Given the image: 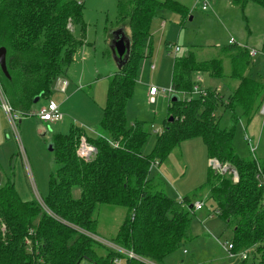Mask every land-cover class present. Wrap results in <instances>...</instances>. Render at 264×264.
I'll return each mask as SVG.
<instances>
[{
    "label": "trees",
    "instance_id": "16d2710c",
    "mask_svg": "<svg viewBox=\"0 0 264 264\" xmlns=\"http://www.w3.org/2000/svg\"><path fill=\"white\" fill-rule=\"evenodd\" d=\"M120 1L126 3L122 10L128 11L118 27L128 21L131 55L110 80L99 137L89 140L74 126L68 135L54 136L56 168L49 175L43 203L22 199L11 182L0 188V264H115L116 259L142 264L93 238L100 206L126 210L114 246L163 264L181 249L200 212L195 211V203L201 201L186 196L179 203L165 195L159 190L160 179L151 177L152 167L161 166L183 142L198 138L206 146L209 161L229 167L225 172H208L203 186L208 195L201 211L209 204L213 214L234 227V254L252 249L242 264L248 260L257 264L258 257V263L264 264V159L241 158L234 145L237 125L247 129L264 103V82L246 75L252 65L249 51L230 44L227 93L205 89V95L195 98L201 75L222 79L223 64L198 62L191 53L175 58L172 96L178 101L172 102L171 97L169 106L173 120L165 122L152 152L143 155L149 133L142 122L127 128L126 106L137 84L140 61L147 49L151 53L153 19L160 11L183 15L186 9L176 0ZM235 2L264 8V0ZM83 9V0H0V48L7 51L9 74L6 77L0 68V81L16 112L30 115L34 100L48 98L56 81L66 76L75 53L84 45L69 28L81 22ZM227 113L230 123L222 127ZM83 136L97 150L89 161L77 154ZM97 244L110 248L105 257L98 258Z\"/></svg>",
    "mask_w": 264,
    "mask_h": 264
},
{
    "label": "rangeland",
    "instance_id": "374dc122",
    "mask_svg": "<svg viewBox=\"0 0 264 264\" xmlns=\"http://www.w3.org/2000/svg\"><path fill=\"white\" fill-rule=\"evenodd\" d=\"M83 1L81 22L69 25L75 38L84 45L76 52L75 60L68 68L65 77L71 85L68 93L54 87L48 98H42L34 105L30 115L18 112L21 123L17 120V130L6 120L2 112L8 136L5 135L4 145L0 147V172L3 170L0 187L6 186L8 182H14L16 191L26 201L36 199L40 202L41 198L48 194L49 175L56 168L54 153L50 150L55 135H68L74 126L81 128L89 140H96L99 137L110 80L118 72L110 48L112 36L122 29L130 38L128 21L118 27L128 11L122 10L126 6L125 2ZM178 1L182 2L186 9L183 15L164 10L152 21L149 46L152 58L141 59L137 84L126 106L127 128H131L136 122H142L149 133L148 140L142 148L143 155L152 152L158 133L163 131L165 122L171 117L169 106L172 95L164 93L163 90L171 89L175 58L191 53L198 62L210 60L222 62L223 78L214 80L209 75H201L200 90L218 89L219 92L226 94L224 85L231 84L232 65L225 52L229 48L230 40H234L239 44H245L248 49L257 50V57L252 59V63L256 65L254 71L260 76L255 79L264 82V55L261 53L264 42V8L249 4L244 13L233 0L212 2L209 0L210 4L208 3L205 11L203 1L200 3H196V0ZM249 32L251 37H248ZM176 46L180 47L178 53L175 51ZM148 55L150 56L149 49ZM151 65L155 66L154 71L151 70ZM143 75L146 82L141 80ZM151 86L160 90L153 102L149 97ZM195 97L197 95L194 94L193 98ZM50 99L59 104L64 115L63 122L49 124L39 120L37 112L47 106ZM263 111L264 103L247 129L242 123L237 125L234 145L241 158H254L259 162L264 159ZM230 118L229 113L225 114L221 126H228ZM246 135L253 138L254 153L244 140ZM228 169L229 167L217 164L214 168L210 164L206 146L198 138L183 142L161 166L153 169L151 177L160 179L159 190L171 198L189 196L203 202L208 195V189L203 187L208 172L210 170L225 172L224 170ZM231 172L234 173L233 170ZM194 193L198 195L193 197ZM125 217L124 208L100 206L94 239L113 248L114 239ZM233 228L213 214L210 205L207 204L203 211L196 213L181 249L167 257L163 264H242L240 257L232 256L227 249V245L233 240ZM106 246L104 248L97 244L95 251L98 258L106 256L110 250ZM184 251L187 254H184ZM258 262L259 257L256 263L260 264ZM250 263L248 260V264ZM81 264L94 263L84 261Z\"/></svg>",
    "mask_w": 264,
    "mask_h": 264
},
{
    "label": "built area",
    "instance_id": "2783aa9c",
    "mask_svg": "<svg viewBox=\"0 0 264 264\" xmlns=\"http://www.w3.org/2000/svg\"><path fill=\"white\" fill-rule=\"evenodd\" d=\"M197 1L198 2L203 1V3H204L203 9L207 10V5H208L207 0H197ZM230 44L233 45L235 43L232 41ZM175 51H176V53L180 52V48L175 47ZM146 55H147V53H146ZM254 55H255V53L252 52L251 56H254ZM151 70L152 71L155 70L154 65H151ZM200 81H201V79H200ZM68 87H69V82L66 79L60 78L56 81L55 88L60 90L61 92H66ZM159 91L160 90L158 88H156L155 86L150 87L149 97L152 100V102L154 101V98L159 94ZM163 92L164 93L168 92L169 94L171 93V95H173L172 86H171V89L163 90ZM194 94L195 95H199V94L205 95V93L202 90H200L199 87L194 88ZM0 107L3 109V111L8 116L11 125L14 127V129L17 130V120H19V114L10 105V103H9L5 93H4V89H3L1 81H0ZM263 113H264V111H263ZM37 116L41 122H46L49 124H56V123L62 122L64 119V115L61 113V111L59 109V105L55 102H52V101L49 102L47 104V106L41 108L37 112ZM19 122H20V120H19ZM245 141L248 143V145L252 149V152L254 153L255 152V146H254L253 139L249 135H246ZM96 152H97L96 148L94 146L90 145L84 136L80 138V142H79V145L77 147V154L81 159H83L85 161H89V160L93 159ZM154 167H157V164H155L152 168H154ZM234 176L237 177L236 173ZM177 200L180 203L182 201V198L180 197ZM40 202L43 203L42 200ZM204 206L205 205L203 202H196L195 203V211H201L204 208ZM262 206L264 209V200H263ZM112 247L114 249H116L118 252L125 254L130 259L137 260L142 264H157L153 261H149V260L140 258L137 255H135L133 252L125 251L124 249H121V248L116 247L114 245ZM227 249L231 252L232 256H239L242 260L248 259V257H249L248 254L251 253V250H252V249L246 250V251H242L238 254H234L233 253V245L231 243L227 245ZM184 254H187V252L184 251ZM114 263L115 264H122V260L116 259L114 261ZM179 264H182V263H179Z\"/></svg>",
    "mask_w": 264,
    "mask_h": 264
},
{
    "label": "water",
    "instance_id": "95a60500",
    "mask_svg": "<svg viewBox=\"0 0 264 264\" xmlns=\"http://www.w3.org/2000/svg\"><path fill=\"white\" fill-rule=\"evenodd\" d=\"M115 35L118 36V39L112 40L110 48L112 51V55L114 57V60L117 65L118 71L121 70L122 66L125 65L130 58L131 55V39L126 36V34L123 32L122 29L118 30ZM7 51L5 48H0V68L1 71L4 73L6 77H9L8 71H7ZM39 97L34 100V104L39 102ZM178 98L172 96V102H177ZM170 121L173 120L172 117L169 119ZM50 150H53L52 147H50ZM210 164L215 168V165H220L218 162L216 163L215 160H211ZM226 171V170H224Z\"/></svg>",
    "mask_w": 264,
    "mask_h": 264
},
{
    "label": "crops",
    "instance_id": "0c3cea01",
    "mask_svg": "<svg viewBox=\"0 0 264 264\" xmlns=\"http://www.w3.org/2000/svg\"><path fill=\"white\" fill-rule=\"evenodd\" d=\"M176 1H178V0H176ZM209 0H207V2H208ZM211 2H212V0H210ZM210 1L208 2L209 4H210ZM214 1H216V0H214ZM213 1V2H214ZM180 4H182V2H180V1H178ZM196 3H200V2H198L197 0L195 1ZM195 3V4H196ZM233 3L234 4H236V2H235V0H233ZM195 4H194V6H195ZM249 4H253V5H256V4H254L253 2H248V3H246V5L244 6V7H242V6H240L241 8H240V11L241 12H244V10L247 8V6L249 5ZM237 5V4H236ZM194 6H193V8H194ZM238 6V5H237ZM256 6H259V5H256ZM259 7H261V6H259ZM261 8H263V7H261ZM206 11V10H205ZM245 13V12H244ZM157 17H159L158 15H157ZM164 26V25H163ZM127 37H129L128 35H127ZM248 37H251V33L249 32V35H248ZM231 42L233 41L234 43H235V45H239V46H241V47H243V48H245V49H247L248 51H249V54H250V57L253 59V58H256L257 57V54H258V52H257V50H254V49H248V47L245 45V44H239V43H237V42H235L234 40H230ZM231 42H229V43H231ZM263 44H264V42L262 43V46H261V53L264 55V53H263V51H262V48H263ZM230 45V44H229ZM176 47H178V46H176ZM180 48V47H179ZM146 51V50H145ZM252 52H254L255 53V55L254 56H251V53ZM146 53H147V55H146V57L147 58H152L151 57V53H150V56H148V49H147V51H146ZM225 55H227L228 56V58H229V61H230V63H231V58H230V55L229 54H227V51L225 52ZM75 56H76V53H75V55H74V60H75ZM146 58V59H147ZM232 65V64H231ZM255 68H256V65H254V63H252V65H251V67H250V69L247 71V73H246V75H248V76H251V75H253L255 78H257V77H259L260 75L259 74H257L254 70H255ZM253 73V74H252ZM144 74V73H143ZM67 75V74H66ZM66 77V76H65ZM63 78V79H66V78ZM211 78H213V77H211ZM214 80L216 79V78H213ZM213 79H210V80H212L213 81ZM67 80V79H66ZM142 82H146V80H145V75H143V77H142ZM216 80H219V79H216ZM68 81V80H67ZM69 82V81H68ZM227 84H229V83H227ZM171 86H172V78H171ZM225 87H226V85H224ZM70 88H71V85H70V82H69V87H68V89H67V91H66V93H68V91L70 90ZM218 90V89H217ZM218 92H219V90H218ZM63 93H65V92H63ZM54 102L53 100H51L50 99V102ZM55 103H57V102H55ZM59 105V104H58ZM1 108V107H0ZM60 109V108H59ZM2 110V111H1ZM2 112L5 114V116H6V120L8 121V122H10L9 121V118H8V116L6 115V113L3 111V109L1 108L0 109V147H2L4 144V137H5V135L6 136H8L7 135V127H5V122H4V119H3V117H2ZM64 120V119H63ZM63 122V121H62ZM20 123H21V121H20ZM81 129V128H80ZM84 136H85V134H84ZM155 168V167H154ZM154 168H152V171H153V169ZM3 173V170H2V172H0V176H1V174ZM151 175H152V172H151ZM9 183V182H8ZM11 183H13L14 185H15V183L14 182H11ZM3 186H1L0 188H2ZM15 187H16V185H15ZM19 193V192H18ZM19 195H20V193H19ZM20 197L22 198V199H24L21 195H20ZM180 198V197H179ZM174 199V198H173ZM25 200V199H24ZM175 200H177V198L175 199ZM168 258H166L165 259V261L167 260ZM241 259V258H240ZM242 260V259H241ZM165 261H164V263H165ZM122 264H126L125 263V261H124V263L122 262ZM179 264V263H178ZM183 264V263H182Z\"/></svg>",
    "mask_w": 264,
    "mask_h": 264
},
{
    "label": "flooded vegetation",
    "instance_id": "af4514ba",
    "mask_svg": "<svg viewBox=\"0 0 264 264\" xmlns=\"http://www.w3.org/2000/svg\"><path fill=\"white\" fill-rule=\"evenodd\" d=\"M112 38H113L114 40H116V39H118V36H117V35H115V34L113 33V36H112Z\"/></svg>",
    "mask_w": 264,
    "mask_h": 264
}]
</instances>
